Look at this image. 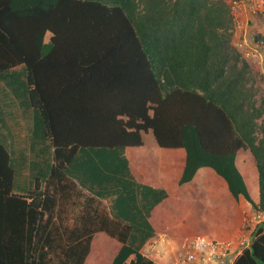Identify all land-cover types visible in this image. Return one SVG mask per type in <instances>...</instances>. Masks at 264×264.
Here are the masks:
<instances>
[{"label":"trees","instance_id":"obj_1","mask_svg":"<svg viewBox=\"0 0 264 264\" xmlns=\"http://www.w3.org/2000/svg\"><path fill=\"white\" fill-rule=\"evenodd\" d=\"M231 30L225 0H0V264H84L98 231L121 244L110 264H153L67 178L83 150L183 149L179 185L209 168L264 215L263 77ZM18 103L50 142L46 176L25 162L29 148L12 154ZM243 152L256 204L236 166ZM72 197L83 198L77 224L61 216ZM233 264H264V221Z\"/></svg>","mask_w":264,"mask_h":264},{"label":"crops","instance_id":"obj_2","mask_svg":"<svg viewBox=\"0 0 264 264\" xmlns=\"http://www.w3.org/2000/svg\"><path fill=\"white\" fill-rule=\"evenodd\" d=\"M260 28L263 29L264 26L255 27L254 31ZM23 105V103L16 105L17 115L11 118L17 126L12 154L16 158L18 156L22 158L23 149L29 148L25 162L36 167L37 172L34 174L37 175L41 171L46 176L53 163V150L49 140L43 139L37 129L33 128L35 116L31 111H26ZM3 133L1 130L0 134ZM243 157L246 161H250L247 165L242 162ZM184 164L183 149L142 146L127 147L123 152L83 150L76 152L66 166V176L87 197L94 198L111 220L129 228L130 239L133 243L142 245L140 253L153 264H173L183 241L196 235L216 240H231L243 234L248 238L250 246L254 231L261 222L254 218L257 213L252 206L242 196L234 199L225 182L209 168L199 169L192 181L179 185ZM236 166L243 177L251 200L256 204L258 190L255 198L249 190L248 169L251 167V160L247 152L237 156ZM25 176L29 177L28 173ZM254 179L257 183V176L254 175ZM44 184L42 183V187ZM203 186L218 189L222 187L223 192L226 187L232 198L229 200L232 201V211L222 230L216 229L201 235L199 232H202V227L187 221L191 219L190 214H187L190 212L187 208L190 203H194L192 191H198ZM68 203H73L76 207L73 210L70 208L64 210L61 216L66 219L68 217L67 221L70 224H77V218L82 211L77 205L83 203V198L79 200L78 197H72ZM178 214H182V217L178 218ZM183 214H187V218L184 219L186 222L182 220ZM245 218L249 219L246 228L243 227ZM96 240L100 241V244H112L119 249L121 246L115 238L106 233L95 232L84 264L92 257V246ZM98 255L94 257L92 264H101L102 258H106L101 252ZM112 255L109 259H105V262H112L115 257L114 255L112 258Z\"/></svg>","mask_w":264,"mask_h":264},{"label":"built area","instance_id":"obj_3","mask_svg":"<svg viewBox=\"0 0 264 264\" xmlns=\"http://www.w3.org/2000/svg\"><path fill=\"white\" fill-rule=\"evenodd\" d=\"M225 1L232 14L234 47L245 60L258 62L264 74V28L253 30L260 25L264 26V0ZM254 218L264 221V215L259 213ZM248 223L249 219L245 218L243 227L246 228ZM248 246L249 240L243 234L231 240L196 235L183 241L173 264H233Z\"/></svg>","mask_w":264,"mask_h":264},{"label":"rangeland","instance_id":"obj_4","mask_svg":"<svg viewBox=\"0 0 264 264\" xmlns=\"http://www.w3.org/2000/svg\"><path fill=\"white\" fill-rule=\"evenodd\" d=\"M262 21L260 20L259 23ZM261 29V28H260ZM253 30H255L253 28ZM251 33V32H250ZM48 38V37H47ZM254 69L256 70L257 67H259L258 62H253L250 61ZM258 74L261 75L263 78L259 80V82L262 84L264 88V74L259 67ZM264 90V89H263ZM133 151H136V149H133ZM247 156H249L251 160V167H249L248 172H249V190L253 197L255 198L257 195V190H258V184L255 182L254 175L257 176L253 158L251 157L250 153L247 152ZM249 161V160H248ZM242 158V162H244L245 165H247L249 162ZM247 172V173H248ZM246 175V174H245ZM252 179V182H251ZM257 180V179H256ZM223 184V183H222ZM204 187V186H203ZM201 187L198 191L193 190V201L194 203H190L188 205V210L190 211L187 214H190V218L187 221L192 222V223H197L200 227H202V232H199L201 235L205 234L206 232H210L212 230H222L223 227H225V223L227 222V218L230 215L232 209H231V196L225 188V192L221 189L222 187H219V189L216 187L209 186L208 188L206 187ZM187 214H183V219H185ZM182 217V214H178V218ZM187 218V217H186ZM181 221V220H180ZM186 222V220H184ZM262 221V220H260ZM92 252L91 255L92 257L87 259L86 264H92L94 257L99 256L98 253L101 252L103 255L106 256L105 259H109V257L112 255V258L114 255L117 254L118 252V247L116 248L115 245L112 244H100V241L96 240L95 243L92 246ZM112 252V253H111ZM102 255V257H103ZM105 259L102 258L101 264H109L111 262H105ZM109 261V260H108ZM100 262V261H99Z\"/></svg>","mask_w":264,"mask_h":264}]
</instances>
